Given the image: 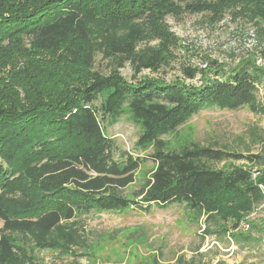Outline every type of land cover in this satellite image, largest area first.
<instances>
[{
  "label": "trees",
  "instance_id": "trees-1",
  "mask_svg": "<svg viewBox=\"0 0 264 264\" xmlns=\"http://www.w3.org/2000/svg\"><path fill=\"white\" fill-rule=\"evenodd\" d=\"M176 2L0 0V192L18 181L33 202L17 210L0 199V264H38L5 236L33 229L42 233L40 250L80 264L78 251L88 248L75 218L92 211L148 213L153 206L180 204L204 218L205 234L223 238L226 221L236 231L264 204V148L245 156L193 142L169 150L162 139L203 109L247 108L264 116V102L257 99L264 89V66L247 61L224 71L211 62L203 70L184 69L186 79L200 77L199 86L152 79L129 83L115 70L106 75L94 70L98 51L109 53L106 41H115L109 44L112 55L133 54L143 36L135 28L141 21L225 11L264 18V0H197L184 7ZM102 30L108 34L97 42ZM259 56L264 65V47ZM125 108L140 124L137 144L152 149L145 158L119 150L104 134L103 124L117 120ZM148 160L154 166L150 176L128 193ZM255 227L251 224V231L262 233ZM249 240L231 235L235 244ZM178 263L195 264L182 257Z\"/></svg>",
  "mask_w": 264,
  "mask_h": 264
},
{
  "label": "rangeland",
  "instance_id": "rangeland-1",
  "mask_svg": "<svg viewBox=\"0 0 264 264\" xmlns=\"http://www.w3.org/2000/svg\"><path fill=\"white\" fill-rule=\"evenodd\" d=\"M197 0H177L184 7ZM199 1V0H198ZM215 3L217 0H200ZM135 28L143 33L135 43L130 56H115L98 51L94 70L108 74L115 70L127 82L144 79L165 82L178 81L184 85L199 86L197 76L188 80L183 70H203L211 62L224 71L234 69L245 62H254L263 67L259 52L264 47V18L257 15L235 14L225 11L221 16L213 13H183L167 15L155 21H141ZM97 40H105L107 32ZM124 34V33H122ZM123 39L124 35H117ZM29 40L26 39L24 46ZM105 50V49H104ZM150 64L153 67H147ZM107 95L102 93L96 105L99 107ZM264 102V89L257 94ZM104 134L114 141L119 150L133 157L145 158L152 149L140 147L137 142L141 133L140 124L133 119L127 108L115 121L103 124ZM169 150H176L188 143L211 146L229 153L253 155L264 148V116L254 115L247 108L235 111L217 108L203 109L191 117L176 132L162 138ZM244 164L242 161L234 162ZM223 163L214 164L221 168ZM154 166L150 160L142 164L135 174V182L128 193L136 190L150 176ZM15 181L7 191L0 192V199L12 209H23L33 203L32 193L22 189ZM24 193V194H23ZM249 222L248 232L231 231V223L225 222L227 235L205 234L204 218L197 219L184 205L153 206L150 212L141 213L132 209L121 212L92 211L75 218L80 234L86 241V251H78L80 264H179L178 259L194 260L195 264H264V204L243 218ZM252 226L262 228V233L251 231ZM210 231L214 225L210 223ZM2 221L0 220V229ZM253 229V227H252ZM244 234L253 240L235 244L231 235ZM39 230L28 232L8 231L18 253L34 255L38 264H69L71 257L51 250H40L42 238Z\"/></svg>",
  "mask_w": 264,
  "mask_h": 264
},
{
  "label": "built area",
  "instance_id": "built-area-1",
  "mask_svg": "<svg viewBox=\"0 0 264 264\" xmlns=\"http://www.w3.org/2000/svg\"><path fill=\"white\" fill-rule=\"evenodd\" d=\"M250 229V225H249V222H247L246 220H242L240 222V224L238 225L237 229L236 230H240L242 232H248ZM262 241L264 243V236L262 238Z\"/></svg>",
  "mask_w": 264,
  "mask_h": 264
}]
</instances>
